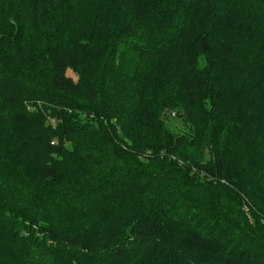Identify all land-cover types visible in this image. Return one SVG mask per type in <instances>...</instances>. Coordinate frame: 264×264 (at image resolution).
Returning a JSON list of instances; mask_svg holds the SVG:
<instances>
[{
  "label": "trees",
  "instance_id": "trees-1",
  "mask_svg": "<svg viewBox=\"0 0 264 264\" xmlns=\"http://www.w3.org/2000/svg\"><path fill=\"white\" fill-rule=\"evenodd\" d=\"M0 264H264V0H0Z\"/></svg>",
  "mask_w": 264,
  "mask_h": 264
},
{
  "label": "rangeland",
  "instance_id": "rangeland-1",
  "mask_svg": "<svg viewBox=\"0 0 264 264\" xmlns=\"http://www.w3.org/2000/svg\"><path fill=\"white\" fill-rule=\"evenodd\" d=\"M68 75L75 78L74 74L71 71H68ZM169 128L172 129L173 131L177 132L179 129H183V126H182L180 121H177L175 123H170ZM245 210H247V209L245 208Z\"/></svg>",
  "mask_w": 264,
  "mask_h": 264
},
{
  "label": "built area",
  "instance_id": "built-area-1",
  "mask_svg": "<svg viewBox=\"0 0 264 264\" xmlns=\"http://www.w3.org/2000/svg\"><path fill=\"white\" fill-rule=\"evenodd\" d=\"M172 115H174V113H172Z\"/></svg>",
  "mask_w": 264,
  "mask_h": 264
}]
</instances>
